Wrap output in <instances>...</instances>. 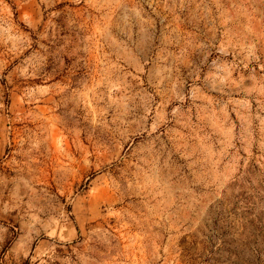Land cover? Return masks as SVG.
<instances>
[{"label":"rangeland","instance_id":"obj_1","mask_svg":"<svg viewBox=\"0 0 264 264\" xmlns=\"http://www.w3.org/2000/svg\"><path fill=\"white\" fill-rule=\"evenodd\" d=\"M0 264H264V0H0Z\"/></svg>","mask_w":264,"mask_h":264}]
</instances>
